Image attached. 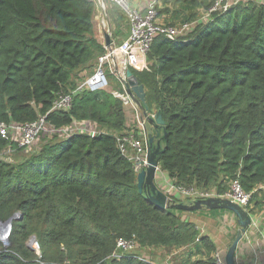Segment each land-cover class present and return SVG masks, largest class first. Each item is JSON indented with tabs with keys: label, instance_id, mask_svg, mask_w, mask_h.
<instances>
[{
	"label": "trees",
	"instance_id": "16d2710c",
	"mask_svg": "<svg viewBox=\"0 0 264 264\" xmlns=\"http://www.w3.org/2000/svg\"><path fill=\"white\" fill-rule=\"evenodd\" d=\"M215 2L158 0L157 11L184 24ZM96 8L97 0H0V121L45 117L55 128L77 121L100 131L46 133L10 162L4 152L14 144L0 137V224L21 215L9 245L0 240V264H149L136 256L161 248L165 264H215L213 243L182 220L188 212L158 208L138 192L136 166L116 139L142 136L127 128L122 100L104 89L73 96L80 73L105 52L93 31ZM107 15L125 20L112 4ZM129 70L144 87L148 115L160 111L165 122L151 126L162 133L160 170L177 186L217 194L238 180L252 192L250 213L263 207L264 4L220 7L184 37H157L145 67ZM59 94L72 95L68 111H50ZM120 237L139 248L115 259Z\"/></svg>",
	"mask_w": 264,
	"mask_h": 264
},
{
	"label": "built area",
	"instance_id": "2783aa9c",
	"mask_svg": "<svg viewBox=\"0 0 264 264\" xmlns=\"http://www.w3.org/2000/svg\"><path fill=\"white\" fill-rule=\"evenodd\" d=\"M108 3L117 6L125 17V21L129 26L128 36L120 44H113L110 49H105V52L97 58L96 68L93 73L82 82L78 90L87 88L88 91L94 92L105 89L108 86V78L106 69L119 82L120 78L124 77L126 69L132 68L141 70L145 67L146 56L150 51L153 41L160 36L172 39L176 37H184L188 29L192 28L197 22L205 21L210 18L211 14L223 7L227 9L231 4H238L252 1L257 4H264V0H216L215 4L205 11L199 20L195 22H187L180 27L170 25L158 21L157 18V1L150 4L144 10H140L132 5V0H104ZM100 9L105 10V5L98 0ZM115 97L122 100L124 106L132 104L124 91L122 93H113ZM72 102V95L59 94L53 101L50 111H68ZM143 127V126H142ZM144 129V128H143ZM100 131L91 123L74 121L70 125L63 128H55L49 125L45 117L38 118L37 121L29 124H7L0 121V137L10 145L4 152L7 156L4 158L7 161H12L11 156L16 150H27L34 147L36 139L41 138L46 133L55 134L60 138H68L78 133L94 136ZM144 139L135 138L133 131L126 135L118 136L116 141L118 148L122 155L134 164L138 161L144 163L145 156V134ZM142 139V138H141ZM160 171V169H159ZM158 171V172H159ZM159 188H161L159 186ZM162 191L171 200H180L181 202H194L197 200H205L209 198H220L231 201L240 206L250 216V199L252 192L247 193L243 190L238 180H232L229 188L222 194H217L208 190H201L197 188H183L175 185L171 180L165 181ZM37 247L36 244H33ZM139 246L136 240L131 238L120 237L116 240L115 250L111 257L119 259L124 253H134ZM215 264H225L219 252L212 254ZM138 259L148 262L149 264H158L154 262L150 256H136Z\"/></svg>",
	"mask_w": 264,
	"mask_h": 264
},
{
	"label": "water",
	"instance_id": "95a60500",
	"mask_svg": "<svg viewBox=\"0 0 264 264\" xmlns=\"http://www.w3.org/2000/svg\"><path fill=\"white\" fill-rule=\"evenodd\" d=\"M103 6L105 1L101 0ZM105 7V6H104ZM104 16L105 11L103 12ZM106 18V16H105ZM107 30L105 32V45L104 47L108 50L114 44L108 20H106ZM120 83L122 85V90L128 97V100L132 105L138 110L141 114L142 126L145 133V156L144 163L138 161L135 163L137 169V189L140 194L145 193L149 201L158 208L161 209H175L183 212H194L202 209H218L226 210L231 212L239 225V230L235 236V239L228 248L224 262L225 264H236L235 263V252L237 245L243 235L246 233L247 229L252 225L251 216L244 211L240 206L235 203H232L226 199L220 198H209L205 200H197L194 202H181L176 203L174 200H171L158 186L155 182L156 173L159 171V157L164 152L162 149L163 138L156 140L155 136L152 133H146L145 123L153 126L154 129H158L164 126L165 122L162 118L160 111L156 112L153 116L148 115V107L145 104V91L143 85H141L137 78L132 75L129 69H126L124 72V77L120 78ZM87 91V88H81L76 90L73 93V96L79 95L81 92ZM165 137V135H164ZM143 165V166H142ZM21 215L19 213L14 214L12 217L7 219L4 223L0 224V240L2 241L4 247L9 245L8 232L11 228L12 222L14 220H19ZM33 244L37 245V242L34 237H32L28 243L29 247H32ZM33 248V247H32ZM34 249V248H33ZM38 249V245H37ZM36 250V249H35Z\"/></svg>",
	"mask_w": 264,
	"mask_h": 264
},
{
	"label": "crops",
	"instance_id": "0c3cea01",
	"mask_svg": "<svg viewBox=\"0 0 264 264\" xmlns=\"http://www.w3.org/2000/svg\"><path fill=\"white\" fill-rule=\"evenodd\" d=\"M153 2H156V0H132V5L140 10H144ZM110 6L111 4L105 1V10H104L106 14L105 15L106 18H105L103 14L104 11L100 9V6H98V2H97L96 12L93 17L94 35L103 48H105L104 34L107 30L106 20H108V24L110 27L111 36L114 44L116 45L120 44L123 40H125V38L128 36L129 33V26L125 20L118 22V24L112 23L110 21L107 15V7ZM99 9L101 11H99ZM85 72L86 71H84V74ZM116 81L120 86L121 91L123 92L121 83L117 79ZM115 92L122 93L118 91H111L112 94ZM125 109L128 110L131 109L135 114L136 112H138V110L132 104L125 106ZM130 116L132 118V115ZM126 121H128L127 117H126ZM126 126L127 128H132V126L130 127L127 122H126ZM133 129L134 131L136 130L135 127ZM138 132L139 134H141L143 140L144 139L143 134H145L144 133L145 131H143V134L140 133V131ZM41 139H43V136L39 139H36L34 145L36 144L39 145ZM160 171L156 173L155 182L158 184V186L160 185V187L163 188L165 181H170V179L167 173L162 171L160 173ZM158 175L160 176L158 177ZM161 176H163V178H161ZM253 206L254 203L251 204V207ZM222 211L219 212L218 214H215L209 211L208 209H202L199 211L183 213L181 218L182 220L191 221L193 224H195L199 235L207 237L215 247L214 252H219L222 258L224 259L228 248L235 239V236L239 230V225L233 214L227 213L226 211L225 212ZM208 218H214V220ZM251 220H252V225H250V227L247 229L246 233L243 235V237L241 238V240L237 245L235 252L236 264H264V206L263 207L258 206L257 208L256 207L254 208L253 212L251 213ZM163 250L164 249L161 248L155 251L151 250L150 252L152 253L154 252L155 256L153 255V257L154 259L157 260L159 259V255L161 253H165ZM156 260L153 261L158 263ZM166 261L167 258L166 260L164 258V260L158 264H165Z\"/></svg>",
	"mask_w": 264,
	"mask_h": 264
},
{
	"label": "rangeland",
	"instance_id": "374dc122",
	"mask_svg": "<svg viewBox=\"0 0 264 264\" xmlns=\"http://www.w3.org/2000/svg\"><path fill=\"white\" fill-rule=\"evenodd\" d=\"M97 2H98V0H97ZM107 2V1H106ZM98 6H99V3H98ZM99 11H101L100 9H99ZM157 18H158V21H160V22H163V23H167V24H174V26H178V27H180L181 25H182V18H177V17H175V16H171L170 14H158V11H157ZM185 22H188V21H185ZM96 63H97V60H96V62H95V65H94V68L91 70V72L90 73H88V72H85V74H84V72H82V73H80V75H79V77H80V84L82 83V82H84L86 79H88V77L93 73V71L95 70V68H96ZM106 74H107V78H108V86L104 89V90H106V91H108V92H111V91H118V92H121V89H120V86L118 85V83H117V81H116V78L115 77H113L111 74H109V72L107 71V69H106ZM124 110H125V115H126V117H127V120L128 121H126L128 124H129V126L131 127L132 126V128H134L135 127V129L136 130H138V131H140V133H142L143 134V131H144V129H143V127H142V119H141V114L139 113V112H136V114L131 110V109H125L124 108ZM134 113V114H133ZM154 113L155 112H153L152 114H150V116H153L154 115ZM130 115H132V118H131V116ZM144 127H145V129H147V131H148V133H152L153 134V136H155L156 137V135L158 134V136L160 135V136H162V133L160 132H156L155 130H152L151 129V125H149L148 123H146L145 121H144ZM138 139H140V140H142L141 138H138ZM157 141L158 140H160V139H157V138H155ZM162 142V141H161ZM25 154H26V152H25ZM24 155V154H23ZM137 163V162H136ZM143 166V165H142ZM160 173H161V171H160ZM160 175H158V177H159ZM161 178H163V176H161ZM160 186V185H159ZM161 189V188H160ZM162 190V189H161ZM253 203V202H252ZM209 211H211V212H213V213H215V214H218L219 212H221L222 210H218V209H212V210H209ZM226 210H223L222 212H225ZM227 213H231V212H229V211H226ZM232 214V213H231ZM208 219H211V220H214V218H208ZM32 247L34 248V249H36L37 250V247L35 246V245H32ZM169 252V251H168ZM151 253V255L153 254L152 252H150ZM169 254V253H168ZM147 255L148 256H150L153 260H156V259H154V257L153 256H151L149 253H147ZM154 255V254H153ZM165 255H167V253L165 252V253H161L160 255H159V259H157L156 261L158 262V263H161L163 260H164V258H165ZM155 256V255H154Z\"/></svg>",
	"mask_w": 264,
	"mask_h": 264
}]
</instances>
